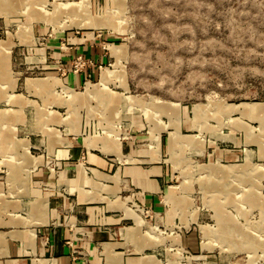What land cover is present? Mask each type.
<instances>
[{"label": "rangeland", "instance_id": "obj_1", "mask_svg": "<svg viewBox=\"0 0 264 264\" xmlns=\"http://www.w3.org/2000/svg\"><path fill=\"white\" fill-rule=\"evenodd\" d=\"M29 2L0 0V195L15 214L0 225L43 224L46 198L74 202V183L69 191L64 174L78 162L81 177L82 166L112 172L101 159L126 164L88 147L121 158V143L142 157L153 140L159 154L165 130L169 151L163 147L162 157L171 170L168 184L182 191V209L127 196L121 203L94 191L85 198H106L109 208L131 217L116 225V239L135 237V228H124L135 225L132 218L137 230H150L143 240L157 247L141 254L157 256L155 264H264V0ZM95 36L103 62L81 52L66 62L53 54L67 40ZM88 66L94 74L69 80ZM95 168V178L118 181V173ZM165 199L176 196L168 192Z\"/></svg>", "mask_w": 264, "mask_h": 264}, {"label": "crops", "instance_id": "obj_2", "mask_svg": "<svg viewBox=\"0 0 264 264\" xmlns=\"http://www.w3.org/2000/svg\"><path fill=\"white\" fill-rule=\"evenodd\" d=\"M99 40L96 36L92 37V39L82 38L81 40L80 38H75V41L67 40L66 45L61 47L62 49L60 48L58 52L53 51V54L58 53L57 57L66 62L76 53L81 52L93 61L103 62V45L97 43ZM56 44H59L58 41H52L53 47H58ZM90 73L94 74L95 69L88 66L82 73H69L68 77L71 81H78ZM180 128L181 132H183L182 118ZM162 132L160 135L161 148L159 154L154 149L153 140L151 149L144 150L143 155H140L142 157H137V154L126 152L123 147L121 148V143H119V150L123 155L121 158L114 153H105L98 148L87 146L89 149H97L101 153L114 156L120 161V164H126L123 166L115 165L113 162L101 159V161H105V164L109 165V168L114 166L112 172H106L95 167H87L86 169L82 166L85 172L82 177L80 175V167H78L81 162H78L73 167L66 168L64 174L65 185L69 189L73 181V190L76 192L75 201H69L67 196L61 197L56 195L51 200H48L46 196H42L47 200L46 214L44 213L45 206L42 208L41 221L43 224L37 226L23 224L0 225V235L4 241V244L0 245V258H3V264H155L161 261L152 253L142 252L141 254V251L148 247H157V244L155 245L148 239L146 241L143 240V233L150 232V230L145 232L141 230V227L137 230L139 224H137L134 218L132 219L135 225L124 226V228H135L137 232L135 237L127 238L123 236L124 238L116 239V231L114 230L116 225L123 218L131 217L127 216L123 208H109L108 199H112L114 195H117L121 202L127 196L125 199L129 198L130 200V198H134L139 203L152 208H161V203L164 200L166 203H173L175 207L179 205L181 209L183 208L185 202L180 193L182 191L178 187H172L175 185L168 184L171 170L162 157L163 147L166 146L162 142ZM3 135L6 134L3 133ZM166 147L169 151L168 144ZM127 148H129V145ZM67 151H69L68 153L72 157L77 154L76 150H66L63 152L67 154ZM126 155L132 158L133 161L127 160L124 157ZM92 168L97 169L105 175H115L118 173V181L116 182V180L111 178L97 179L92 174ZM93 181L113 187L116 191H105L101 189V186L93 187L91 185ZM167 187L169 188L168 190ZM88 191H94L100 196H107L108 199H87L85 197ZM122 191H128L129 193L121 195ZM163 191H166L164 196L162 195ZM168 192L176 196L174 202L165 199ZM36 194L41 197L38 192ZM93 201L104 202L105 206L101 205L99 207L97 205L92 207L89 203ZM9 202L3 200L0 195V220L5 222L10 220V216L15 215H11V212L7 210L8 208L10 209V206L13 207ZM83 204L85 206L82 210L80 207ZM88 211H90V214ZM108 211H112L113 213H109ZM84 212L85 214L87 212L88 220L90 219L91 222L85 220L84 215H82ZM183 215L181 213L182 220L186 219L185 214ZM194 218L196 219V215ZM202 226L207 225L202 224L201 229ZM2 228L8 229L3 230ZM151 228L154 227H150L149 229ZM207 237L209 239L204 245L212 248L213 235ZM126 243L138 251L137 254L126 251V247H124ZM108 246L111 247V250L107 249ZM181 250L182 248L178 251ZM5 251L6 253H4ZM170 263L181 264L178 260L174 259H168L164 264Z\"/></svg>", "mask_w": 264, "mask_h": 264}, {"label": "bare ground", "instance_id": "obj_3", "mask_svg": "<svg viewBox=\"0 0 264 264\" xmlns=\"http://www.w3.org/2000/svg\"><path fill=\"white\" fill-rule=\"evenodd\" d=\"M30 2H31V0H30ZM30 2L27 4L28 6L33 5V3H30ZM69 10H70L71 13H73V11L76 10V9H73V10H72L71 8H69ZM101 18H102V17H101ZM99 20H101V19H99ZM97 22L99 23V21H97ZM33 85H34V86L36 85L35 82H33ZM38 85H39V84H37V86H38ZM39 86L42 88V84H40Z\"/></svg>", "mask_w": 264, "mask_h": 264}]
</instances>
